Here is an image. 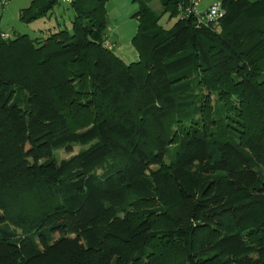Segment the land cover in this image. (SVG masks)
<instances>
[{
    "label": "trees",
    "instance_id": "1",
    "mask_svg": "<svg viewBox=\"0 0 264 264\" xmlns=\"http://www.w3.org/2000/svg\"><path fill=\"white\" fill-rule=\"evenodd\" d=\"M68 1L70 31L0 36V264H264V0H137L130 62L108 0Z\"/></svg>",
    "mask_w": 264,
    "mask_h": 264
},
{
    "label": "rangeland",
    "instance_id": "2",
    "mask_svg": "<svg viewBox=\"0 0 264 264\" xmlns=\"http://www.w3.org/2000/svg\"><path fill=\"white\" fill-rule=\"evenodd\" d=\"M30 1L31 0H0V36L1 33L8 37H13L16 33H26L30 37H36L40 36L43 31H53L58 28H67V30H71L73 11L68 0H58L47 15L36 18L31 22H24L19 19L18 13L21 8L28 6ZM214 2L218 1L193 0V2H191L190 0L189 7L196 8L194 13L198 16V14L203 15ZM148 5L155 12H162V6L159 0H151ZM138 9L139 3L137 0H108L106 2L107 38L105 40V45L107 48H109L108 46L113 48L114 52L125 62L137 59V52L132 45L131 39L137 30L138 21L134 14ZM175 20V18L168 19V15L163 14L159 23L164 28H168ZM216 20L209 22H215ZM203 24H205V22ZM211 98L213 99L214 95H212ZM174 135L175 132L171 134L170 138L173 139ZM174 144L175 142H172L171 146H174ZM83 147H87V145L75 144L71 148H61L55 151V154L58 158L67 157L74 151Z\"/></svg>",
    "mask_w": 264,
    "mask_h": 264
},
{
    "label": "built area",
    "instance_id": "3",
    "mask_svg": "<svg viewBox=\"0 0 264 264\" xmlns=\"http://www.w3.org/2000/svg\"><path fill=\"white\" fill-rule=\"evenodd\" d=\"M191 2H193V0H191ZM192 11L195 12L196 8L194 9V7L188 6L185 9L186 14L190 13ZM222 14H223V10L220 8L219 2H214L213 4H211L209 6L207 11L203 15L198 14V22L204 23V22L214 21V20L218 19V17H220ZM1 36L6 37V35L3 33H1ZM108 47L110 48V46H108Z\"/></svg>",
    "mask_w": 264,
    "mask_h": 264
}]
</instances>
